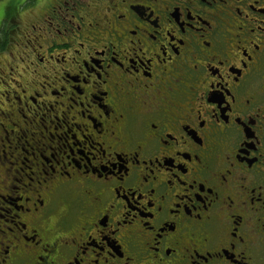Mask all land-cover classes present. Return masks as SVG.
<instances>
[{
  "label": "flooded vegetation",
  "instance_id": "af4514ba",
  "mask_svg": "<svg viewBox=\"0 0 264 264\" xmlns=\"http://www.w3.org/2000/svg\"><path fill=\"white\" fill-rule=\"evenodd\" d=\"M226 2L227 7L208 8L199 0H169L167 10L161 6L150 12L143 5L151 0H132L131 6H123L125 20L116 15L117 8L107 11L109 22L99 26L103 5L82 8L78 11L83 22L75 21L80 31L64 37L48 28L49 5L37 0L28 7L6 8L0 23V230L10 238L5 240L8 264L19 258L13 246L24 253L32 245L29 233L33 229L42 236L50 230L45 237L49 264H76V253L84 264H91L97 241L131 256V264H158L151 250L154 240L160 245L159 255L173 264H224L237 253L236 264H262L264 137L255 150L246 147L242 152L239 138L232 134V114H225L227 125L224 117L220 125L205 117L204 129L194 119L197 109L203 111L207 105L200 96L227 102L231 91L237 94L236 112L249 110L245 96L252 98V108L259 104L264 78V0ZM209 21L211 31L193 30ZM16 49L21 53L16 54ZM242 51L251 56L250 61L244 60L247 68L241 66ZM218 61L224 65L219 71L227 90L209 87L218 77L207 62ZM169 86L171 93L166 91ZM145 104L150 106L147 112ZM133 111L146 126L142 136L128 134L126 121ZM152 121L158 135L171 132L174 137L180 135V125L187 123L188 131L203 140L206 148L195 149L193 137L186 134L179 155L161 150L158 140L149 135L147 126ZM220 127L226 131L219 132ZM196 151L202 153L199 160ZM150 157L163 166L153 164ZM149 165L155 176H149L145 184ZM170 169L183 179H176ZM239 175L248 178L247 185L238 184ZM149 189L156 193L153 210L163 204L167 215L157 213L152 219L143 208ZM161 192L162 201L158 199ZM41 203L60 219L54 222L49 217L45 223L41 218L45 208L37 207ZM228 203L231 208L226 207ZM128 204L132 208L139 204L143 214L124 220ZM118 220L122 226L116 236L109 234L105 241L102 232L108 233ZM218 220L225 230L234 228L248 247L238 244L235 252L218 259L213 249L219 240L211 230ZM163 221L172 223L159 233ZM57 237L75 238L76 243H52ZM168 246L174 255L165 254ZM85 248L86 255L81 251ZM108 264L124 262L117 257Z\"/></svg>",
  "mask_w": 264,
  "mask_h": 264
},
{
  "label": "snow or ice",
  "instance_id": "6c2138e0",
  "mask_svg": "<svg viewBox=\"0 0 264 264\" xmlns=\"http://www.w3.org/2000/svg\"><path fill=\"white\" fill-rule=\"evenodd\" d=\"M37 0H21V3L24 5V7H28L30 4H35ZM40 3H44L49 5V20H48V28L50 31L56 33L57 35L64 37L68 33L71 32H79L80 31V23H76V20H80L82 23V14L79 13V9H91L94 6L99 7L100 5H103V12L105 14H102L99 16L97 20V26L100 25L101 22L107 24L109 22V18L107 17L106 13L109 10H114L119 8L120 11L116 13V15L119 16V19L121 21L125 20L124 13L127 12V8L123 7L124 5L131 6L132 0H39ZM201 4H207L208 8H213V5L215 4H223L226 7L227 2L226 0H199ZM169 4V0H151V3L143 5L144 9L155 12L158 11L159 8L162 6L167 10ZM155 6V7H154ZM8 7V5L4 3H0V20L4 18L5 9ZM261 8H264V4L261 5ZM51 9H55V11H51ZM236 11H239V7H236ZM140 15H143V12L140 13ZM189 16H191V13H189ZM157 22L159 18L157 17ZM197 19L199 20V16L197 15ZM143 25H137V27H142ZM191 27V25H189ZM207 29L208 31H211L212 24L211 22H202V26L198 29H193L194 31H199L203 33ZM264 30V29H262ZM37 31H41L40 29H37ZM133 36L136 35L135 31H132L131 33ZM171 33H169L170 35ZM156 35H159V32H156ZM153 39H155V36H153ZM203 39V37H202ZM35 42L38 44L39 39H36ZM207 46H211V42H206ZM80 47H83V44H80ZM163 51V49H161ZM79 54V53H77ZM166 58L171 61V56L169 54H165ZM179 55V53H177ZM242 60H241V66L244 68H247V64L244 63V60H251V56L246 51H242ZM216 58V53H212V59ZM157 59H161L159 56H157ZM161 62L163 60L161 59ZM151 63V61H149ZM223 62L218 61L216 64H212L211 62H207V68L212 70V74L217 76L218 79L213 82L212 85H210V89L212 87L216 88H224L227 90V85L224 83L223 77L220 76V69L223 68ZM180 79L177 77L175 84H180ZM237 84H239V80L236 81ZM97 87H99V81H97ZM108 90L105 89V92ZM168 93H171L173 91L172 86H169L166 90ZM229 100L227 102H222L220 99H214L212 97L205 98L204 96L198 97L199 100L203 101L207 99V105L204 107V110L201 111L200 109H197L195 113V121H198V127L200 129L205 128V117H207L210 121L214 123V125H220L221 124V117H224L223 123L227 125L228 123V116L225 115L226 113L232 114V119L234 120V124L231 126L232 134L235 137L239 138V145L240 150L243 152L244 149L247 148H253L256 145H260L261 138L264 137V78L261 79V84L259 88V104L256 106V108H252V98L250 96H245L244 100L247 102L248 111H240L236 112L233 108V105H237V94H233V92L228 91ZM149 97H145V101H147ZM101 103H104L105 101L101 100ZM127 110V109H126ZM150 110V106L145 104V112ZM119 116L121 119H124V112L119 113ZM257 120H260L261 123L257 124ZM128 124V134L132 137L142 136L144 130H145V124L143 119L140 117L139 113L136 112H130L129 113V119L126 121ZM170 127H173L175 129L174 125H169ZM211 126V125H210ZM151 129L149 135L156 138L158 140V145L161 150L163 149H171L174 151L175 154L179 155L180 152L184 151L180 147L181 144L185 142L186 134L193 137V144L195 149H205L206 145L204 144L203 140H196L195 139V133L189 132V125L187 123H182L180 125L179 131L180 135L178 137H174L171 132H165L163 135H158L157 133V124L155 121L150 122V124L147 126ZM219 132L224 133L226 129L224 127H220L218 129ZM223 139L228 140L231 139V136H225ZM255 150V149H254ZM196 159H200V153L199 151H196ZM264 155V153H262ZM153 164L163 166L162 161L159 159H153ZM224 159L227 160V153L224 155ZM229 164H231V161H228ZM250 166V165H249ZM148 171L144 173V183L146 184L148 181L149 176H155V172L152 170L151 165L148 166ZM170 171L175 172V178L176 179H183V177L179 176V173L176 172L174 169H170ZM127 174V173H126ZM185 175L187 173L185 172ZM229 175H232L231 171H229ZM122 179V178H121ZM168 184L171 185L173 177L170 176L167 178ZM239 185L245 186L248 183V178L244 175H239L235 178ZM223 183L227 184L228 180L226 178H223ZM150 195L145 200V204L143 208H147L149 212L152 214L151 218L155 219L157 213H163L164 215H167V213L164 212V206L163 204L158 205L155 210H153L151 206V200L152 197L156 195L155 191L153 189H149ZM143 198V197H142ZM161 201L164 199V193L161 192L160 196L158 197ZM231 203H228L226 207L231 208ZM38 210L40 208H45L44 204L41 203L37 206ZM143 208L136 204L135 208H132L131 204H128L125 211L129 213V215H126L123 217L124 220H130L135 219L136 214H143ZM49 217L53 218V221L55 222L57 219H60V217L53 216V213L50 209L45 208V210L41 213V218L44 220L45 223H47V219ZM198 218V217H197ZM95 223V221H93ZM172 223L171 221H163L159 224V233H162L164 230V227L166 224ZM122 225L119 222V220L108 229V233H103L102 235L105 238V241L107 240V237L109 234H111L112 237L116 236V230L120 228ZM105 227H108L106 224ZM155 230L151 229L150 231ZM175 225H173V231H176ZM211 230L215 234L216 238L219 240V243L216 247H214L213 251L217 254V258H221L225 255L226 252H235L237 245H244V247H248V245L245 243L244 239L240 237V234L236 232L233 229L225 230L222 223L218 220L215 224L211 226ZM48 231L45 230L44 235H40V232L33 229L29 235H32L33 241L32 245L26 246L24 253H19L16 246H13V252L16 253V255L19 257L17 260H15L14 264H49L48 260V252L45 250L47 249L49 241L45 239V237L48 235ZM7 236H5V233L3 230H0V264H8L6 258L8 257V248L5 245V240H9ZM161 239H163V236L161 235ZM57 241L62 242L65 246L69 244H75V238L65 237L63 239L57 237L56 241H52V243H56ZM97 248L92 254L91 264H108L109 259H117V257L124 262V264H131V256L125 257L124 253L121 252L119 249L112 250L111 247L108 246L106 242L97 241ZM153 247L152 252L156 253L155 259L158 262V264H173L172 261L166 260L163 256L159 255L160 252V245L153 241ZM108 249L107 252H105V249ZM260 249H261V255L264 257V232L261 233V239H260ZM243 250V249H242ZM81 251L86 255L87 249H81ZM165 254L172 256L174 255L173 249L171 246H168L165 250ZM191 255V253H188ZM74 260L76 264H84L83 258L79 253L73 254ZM239 256V253H237L236 257H230V260L224 261V264H236L237 257ZM145 264H150V262H145ZM207 264V262H205ZM262 264H264V260H262Z\"/></svg>",
  "mask_w": 264,
  "mask_h": 264
},
{
  "label": "rangeland",
  "instance_id": "374dc122",
  "mask_svg": "<svg viewBox=\"0 0 264 264\" xmlns=\"http://www.w3.org/2000/svg\"><path fill=\"white\" fill-rule=\"evenodd\" d=\"M0 3H4V4H6V5H13V6H16V7H22V6H24L22 3H21V0H0ZM6 10V9H5ZM25 11V10H24ZM23 11V12H24ZM24 18V21L23 22H25V21H27V18L26 17H23ZM1 21L2 20H0V23H1ZM15 53L16 54H20L21 53V50H19V49H16L15 50ZM6 57H8V56H6Z\"/></svg>",
  "mask_w": 264,
  "mask_h": 264
}]
</instances>
